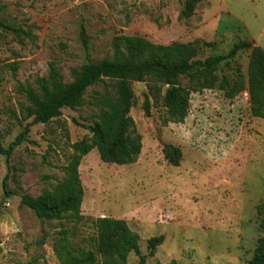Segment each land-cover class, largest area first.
Wrapping results in <instances>:
<instances>
[{
	"label": "rangeland",
	"instance_id": "374dc122",
	"mask_svg": "<svg viewBox=\"0 0 264 264\" xmlns=\"http://www.w3.org/2000/svg\"><path fill=\"white\" fill-rule=\"evenodd\" d=\"M184 7L185 0H0V22L31 35L0 27V143L7 148L27 123L20 85L36 87L52 62L71 82L72 68L112 56L116 35L159 46L194 44L202 60L245 41L264 49V0H204L189 19ZM249 58V51L239 53L219 70V85L193 93L184 123H166V108L153 97L147 116L148 87L133 84L131 116L142 152L124 166L102 162L97 149L83 157L81 221L41 220L21 198L64 178L72 144L90 136L74 120L86 124L96 114L93 94L102 87L88 91L83 108L32 126L10 161L0 155V264H68L71 256L55 252L62 232L72 245L89 248L99 217L125 220L140 237L146 264H248L264 237V119L253 116L246 91L229 96V90L239 77L247 82ZM167 146L181 150L178 166L165 158ZM154 237L164 241L151 256ZM139 262L129 255L128 264Z\"/></svg>",
	"mask_w": 264,
	"mask_h": 264
},
{
	"label": "trees",
	"instance_id": "16d2710c",
	"mask_svg": "<svg viewBox=\"0 0 264 264\" xmlns=\"http://www.w3.org/2000/svg\"><path fill=\"white\" fill-rule=\"evenodd\" d=\"M204 0H185L182 16L191 18ZM0 27L17 35H31L23 30H14L0 22ZM80 37L87 52L90 40L86 27L82 25ZM112 56L100 62L89 60L72 68L73 80L65 82L56 63H50L49 74L37 79V86H19V93L28 102L22 108V120L27 122L24 130L5 148L0 143V155L10 161L15 149L27 138L31 127L49 124L68 108L78 110L86 105V95L94 87L93 105L96 114L87 119L85 128L90 136L72 144L73 153L64 168V178L51 189L38 196L25 193L21 206L32 210L41 220L81 221L84 191L80 182L79 167L84 156L97 149L102 162L115 165H131L138 161L142 152V136L136 129L131 110L136 104L133 84H146L143 104L145 114L150 115L151 100H161L166 108V123H184L188 105L193 93L212 90L220 84L218 75L223 65L230 67L239 53L250 52L247 82L239 77L229 96L243 91L248 93L252 114L264 119V49L252 42H240L224 55L198 59L199 51L194 44L173 43L155 45L140 36L116 35L112 39ZM224 79V84L228 85ZM165 158L178 166L182 159L178 147L167 146ZM6 185V182H5ZM264 229V224H263ZM96 233L88 240L89 248L72 245L67 232L58 240L55 252L59 258L71 256L68 264H128L129 255L140 258L139 264H146V256L140 249V237L132 231L127 222L112 217L95 220ZM163 237L151 238L148 248L151 256L163 243ZM33 259L28 264H37ZM172 264V263H171ZM248 264H264V237L259 239L254 257Z\"/></svg>",
	"mask_w": 264,
	"mask_h": 264
},
{
	"label": "water",
	"instance_id": "95a60500",
	"mask_svg": "<svg viewBox=\"0 0 264 264\" xmlns=\"http://www.w3.org/2000/svg\"><path fill=\"white\" fill-rule=\"evenodd\" d=\"M140 88H141V90L144 89V84L143 83L140 84Z\"/></svg>",
	"mask_w": 264,
	"mask_h": 264
}]
</instances>
